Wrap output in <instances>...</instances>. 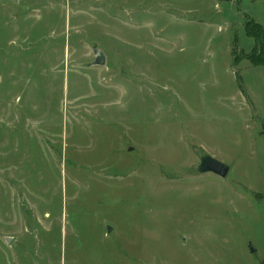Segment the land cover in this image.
<instances>
[{"label":"rangeland","instance_id":"374dc122","mask_svg":"<svg viewBox=\"0 0 264 264\" xmlns=\"http://www.w3.org/2000/svg\"><path fill=\"white\" fill-rule=\"evenodd\" d=\"M261 46L264 0H0V264H264Z\"/></svg>","mask_w":264,"mask_h":264},{"label":"water","instance_id":"95a60500","mask_svg":"<svg viewBox=\"0 0 264 264\" xmlns=\"http://www.w3.org/2000/svg\"><path fill=\"white\" fill-rule=\"evenodd\" d=\"M16 1V0H12ZM95 58L91 61V65H105L106 64V54L103 48H99L97 46L93 47ZM133 147H130L128 150L131 151ZM197 169L200 172H214L221 177L225 178L227 177L228 173L230 172L231 168L228 163H225L215 157L214 155H210L208 153H204L201 157V161L197 166ZM110 230V227H108V231ZM10 238L8 237V241ZM251 251H255V248L253 245H251Z\"/></svg>","mask_w":264,"mask_h":264},{"label":"trees","instance_id":"16d2710c","mask_svg":"<svg viewBox=\"0 0 264 264\" xmlns=\"http://www.w3.org/2000/svg\"><path fill=\"white\" fill-rule=\"evenodd\" d=\"M252 22V21H251ZM249 23H247V28L250 31L251 28H249ZM256 27H260L259 24H257V22L255 21L254 22V28ZM255 31V29H254ZM256 35H257V32H256ZM248 36H250V34H248ZM255 36V35H254ZM261 50H262V53L261 55H256V54H251V55H248L249 56V59L252 60V62L254 63V65H264V49H263V46H261Z\"/></svg>","mask_w":264,"mask_h":264}]
</instances>
